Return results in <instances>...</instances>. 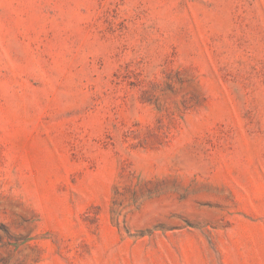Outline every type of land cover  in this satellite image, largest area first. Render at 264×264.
Wrapping results in <instances>:
<instances>
[{"label": "rangeland", "instance_id": "1", "mask_svg": "<svg viewBox=\"0 0 264 264\" xmlns=\"http://www.w3.org/2000/svg\"><path fill=\"white\" fill-rule=\"evenodd\" d=\"M0 264H264V0H0Z\"/></svg>", "mask_w": 264, "mask_h": 264}]
</instances>
